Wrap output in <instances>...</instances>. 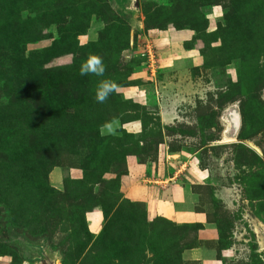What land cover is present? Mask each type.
<instances>
[{"label": "rangeland", "instance_id": "rangeland-1", "mask_svg": "<svg viewBox=\"0 0 264 264\" xmlns=\"http://www.w3.org/2000/svg\"><path fill=\"white\" fill-rule=\"evenodd\" d=\"M203 261L264 264V0H0V264Z\"/></svg>", "mask_w": 264, "mask_h": 264}, {"label": "crops", "instance_id": "crops-1", "mask_svg": "<svg viewBox=\"0 0 264 264\" xmlns=\"http://www.w3.org/2000/svg\"><path fill=\"white\" fill-rule=\"evenodd\" d=\"M139 166V165H138ZM193 176V175H192ZM194 177V176H193ZM198 177L200 179L199 176H195ZM192 179V178H191ZM189 180V179H188ZM180 178L179 179H175V177H172L170 179V183L167 182L168 185V198L166 200H159L156 195H154L151 192L150 187L148 186V188L142 189L143 193V197L147 200L148 199H152L153 201H150L153 204V207L157 210L156 212L154 211V213H160V214H170V213H174L173 215L175 217H178V220H182V221H186V222H191V223H197L200 224L202 223V214L200 213H195V212H184V211H174V206L175 205H179L181 204L184 199H185V193H184V184L181 185V183H179ZM190 181V180H189ZM194 182V181H193ZM192 182V183H193ZM158 191V190H157ZM216 231L212 230V229H208V228H204V229H200L198 232V235L206 240H211L214 241L217 238L216 235ZM205 262V261H203ZM210 264H217V262H209ZM203 264H208V262H205Z\"/></svg>", "mask_w": 264, "mask_h": 264}, {"label": "clouds", "instance_id": "clouds-1", "mask_svg": "<svg viewBox=\"0 0 264 264\" xmlns=\"http://www.w3.org/2000/svg\"><path fill=\"white\" fill-rule=\"evenodd\" d=\"M106 71L103 60L98 55H89L86 61L80 67V74H94L96 76H103ZM119 86L111 80H102L96 90V99L99 102H104L110 94L118 92ZM109 132L113 131L111 124L104 125ZM103 132V130H102Z\"/></svg>", "mask_w": 264, "mask_h": 264}]
</instances>
